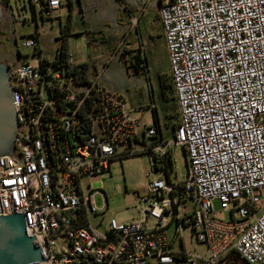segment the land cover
I'll return each instance as SVG.
<instances>
[{"label": "built area", "instance_id": "1", "mask_svg": "<svg viewBox=\"0 0 264 264\" xmlns=\"http://www.w3.org/2000/svg\"><path fill=\"white\" fill-rule=\"evenodd\" d=\"M158 1L178 117L169 140L154 142L163 129L142 127L123 95L82 81L83 64L55 66L36 31L9 70L17 127L0 157V216L23 214L40 264H264V0ZM31 3L48 16L62 6ZM178 147L187 173L173 177ZM146 150L157 176L139 218L99 231L86 179ZM185 230L206 254L186 249Z\"/></svg>", "mask_w": 264, "mask_h": 264}, {"label": "rangeland", "instance_id": "2", "mask_svg": "<svg viewBox=\"0 0 264 264\" xmlns=\"http://www.w3.org/2000/svg\"><path fill=\"white\" fill-rule=\"evenodd\" d=\"M62 6L57 13L48 16L38 10L34 12L31 0H0V66L4 68L17 67L20 63V56L32 55V50H25L23 44L38 32L39 43L44 49L45 57L49 60L54 59L56 47V34L58 33L59 20H66L69 14V3L73 0H61ZM56 18V19H55ZM104 32V34H103ZM97 42L102 49L101 57H104L107 50L115 56L116 61L109 64V72L104 78L110 91L124 96L129 104L135 103L141 116L140 124L142 127L154 126V102L145 100L148 91L156 92V102L163 117V134L166 140L172 138V127L177 122V106L172 95L171 88L168 91L169 103L165 104L169 110H164L159 101L158 78L163 76L165 83L170 84L169 80V59L166 45L163 38V57L158 54L150 57V64L144 75H134L132 70L127 68L131 57L138 51H142L135 37L136 28L130 22L118 19L113 20L110 27L102 33L97 32ZM91 36H83L74 46L77 54L84 55L85 58L92 56L95 47L90 44ZM78 40V39H77ZM171 161L173 164L172 176H183L187 173V160L182 147L174 148L171 151ZM152 155L143 154L130 157L122 161L111 163L110 172L86 179L85 183L91 185L93 192V203L98 210L97 215H89L88 222L101 232H106L108 222L117 219L119 222L126 223L132 219L139 218V201L144 197L148 190L149 183L157 176H148L150 173V160ZM89 190H87L88 192ZM214 208L219 211L218 203H214ZM185 245L193 252L197 250L199 254L204 252L202 247L192 246L188 242L189 231L185 230ZM178 243L174 248L177 249Z\"/></svg>", "mask_w": 264, "mask_h": 264}, {"label": "crops", "instance_id": "3", "mask_svg": "<svg viewBox=\"0 0 264 264\" xmlns=\"http://www.w3.org/2000/svg\"><path fill=\"white\" fill-rule=\"evenodd\" d=\"M124 3L125 4H119L116 0H73L72 3L73 36L69 38V53L76 63L88 65V80H96L100 87L107 90H109V87L107 86V83L105 82L104 78L106 77V73L109 72L108 66L109 64L113 62L116 63L117 61L115 59V56L111 55L110 50L106 51L107 53L104 57L100 56L102 53V49H98V51L96 50V47H100L97 42L96 33H102L104 29L110 27L114 19L126 20L136 28L137 36L135 37V40L137 41L138 45H140L142 48V51L138 52L142 57L146 58L147 63L150 64V57H154L157 54L160 58L163 57V26L159 15L160 1L124 0ZM60 9L53 13H57L58 11H60ZM65 21V19L59 20V27H61L65 23ZM59 35L60 29L56 34L57 38L59 37ZM83 36H91L89 43L94 44L95 47L93 55L88 56V58H85V56L82 54L78 56L77 54L81 52H75L76 48H74V46H76L75 44L77 43V41H80ZM41 50L45 55L42 46ZM157 92L159 93V89ZM156 95V92L154 93L152 90L148 91L146 93L145 100L149 103L154 102L157 105ZM129 106L134 110L136 109L135 107L137 106V104L132 103L129 104ZM157 113L159 125L161 126V129H163V117L159 107H157ZM137 116L141 118L142 115L140 116V114H138ZM175 243H178L177 249H180V241H176ZM197 246L202 247L204 249V252H202L201 254H206V250L203 246ZM185 247L187 250H189L186 245ZM193 252L198 251L193 250Z\"/></svg>", "mask_w": 264, "mask_h": 264}, {"label": "water", "instance_id": "4", "mask_svg": "<svg viewBox=\"0 0 264 264\" xmlns=\"http://www.w3.org/2000/svg\"><path fill=\"white\" fill-rule=\"evenodd\" d=\"M18 55L20 56L19 52ZM0 68L5 69L2 66H0ZM9 91L11 94L10 85ZM12 110L16 119L13 101ZM4 125L5 114L0 105V157L7 156L12 147L11 144L9 150L2 151V148L4 147L2 128ZM43 262L47 261L42 253L41 248L37 244L35 237H31L27 234L23 214L0 216V264H40Z\"/></svg>", "mask_w": 264, "mask_h": 264}, {"label": "trees", "instance_id": "5", "mask_svg": "<svg viewBox=\"0 0 264 264\" xmlns=\"http://www.w3.org/2000/svg\"><path fill=\"white\" fill-rule=\"evenodd\" d=\"M119 4H125L124 0H116ZM73 17H72V4L71 2L69 3V14L67 16V19L65 21V23L60 27V35L59 37L56 39L58 41V46L56 49V55H55V66L56 63H66L67 60L71 57L70 53H69V38H71L73 36V32H72V28H73V21H72ZM39 34L36 31V35L34 37L38 38ZM33 37V35H32ZM40 53H43L42 50L40 51ZM21 57V55H20ZM81 71H80V77L82 79V81H88V77H87V71H88V65L87 64H83L81 65ZM127 68L129 70H132L134 75L140 76V75H144L147 71V60L145 57H142L139 52H137L136 54L133 55V57H131L129 64L127 66ZM158 85H159V101L161 102V104L163 105L164 110H169V108L167 106H165V104L169 103V99H168V91L171 88L172 91V85H171V81L170 84H166L164 81L163 76H159L158 78ZM170 80V78H169ZM172 95H173V91H172ZM174 97V96H173ZM175 101V98H174ZM177 108V107H176ZM154 112V127H156L157 129H160V125H159V121H158V113H157V106H155V108L153 109ZM178 118V117H177ZM177 123V122H176ZM176 123L173 124L172 129L176 128ZM163 138L164 139V134H162L161 132L159 133V137H155L153 138V141L156 142L159 139ZM143 154H150L152 155L150 150H146L144 153L141 154H137L135 156H139V155H143ZM133 156V157H135ZM130 157H125L124 159H127ZM122 159V160H124ZM169 165L173 166L172 161H171V156L169 155Z\"/></svg>", "mask_w": 264, "mask_h": 264}, {"label": "flooded vegetation", "instance_id": "6", "mask_svg": "<svg viewBox=\"0 0 264 264\" xmlns=\"http://www.w3.org/2000/svg\"><path fill=\"white\" fill-rule=\"evenodd\" d=\"M10 69V67L5 69L0 68V105L5 114V125L2 128V135L4 138V147L2 151L10 149L16 129V119L12 110V100L8 83V73Z\"/></svg>", "mask_w": 264, "mask_h": 264}]
</instances>
